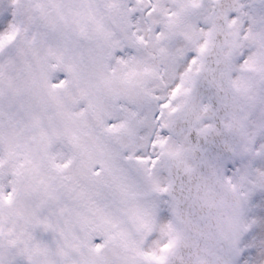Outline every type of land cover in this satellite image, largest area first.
Returning <instances> with one entry per match:
<instances>
[{
    "label": "snow or ice",
    "instance_id": "6c2138e0",
    "mask_svg": "<svg viewBox=\"0 0 264 264\" xmlns=\"http://www.w3.org/2000/svg\"><path fill=\"white\" fill-rule=\"evenodd\" d=\"M0 264H264V0H0Z\"/></svg>",
    "mask_w": 264,
    "mask_h": 264
}]
</instances>
